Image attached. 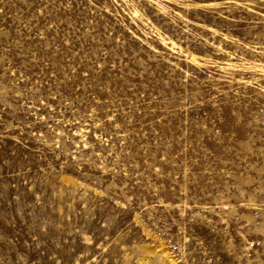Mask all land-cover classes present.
Segmentation results:
<instances>
[{"label": "rangeland", "instance_id": "rangeland-1", "mask_svg": "<svg viewBox=\"0 0 264 264\" xmlns=\"http://www.w3.org/2000/svg\"><path fill=\"white\" fill-rule=\"evenodd\" d=\"M0 264H264V0H0Z\"/></svg>", "mask_w": 264, "mask_h": 264}]
</instances>
